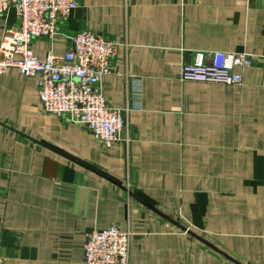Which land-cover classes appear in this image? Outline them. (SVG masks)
<instances>
[{
  "label": "crops",
  "instance_id": "obj_1",
  "mask_svg": "<svg viewBox=\"0 0 264 264\" xmlns=\"http://www.w3.org/2000/svg\"><path fill=\"white\" fill-rule=\"evenodd\" d=\"M82 30L117 43L102 90L132 140L103 145L41 108L38 76L0 73V257L85 264L87 234L118 224L130 264H264V0H79L34 53ZM215 51L251 55L242 85L181 80Z\"/></svg>",
  "mask_w": 264,
  "mask_h": 264
},
{
  "label": "built area",
  "instance_id": "obj_2",
  "mask_svg": "<svg viewBox=\"0 0 264 264\" xmlns=\"http://www.w3.org/2000/svg\"><path fill=\"white\" fill-rule=\"evenodd\" d=\"M79 0H0V16L15 10L16 27H0V73L15 67L28 77L38 76L41 108L88 129L109 147L132 137L129 107L117 108L102 90L103 78L111 72L117 43L103 34L82 30L68 35L63 55L34 53L32 41L63 35L62 25L78 7ZM202 60L184 61L181 80L242 85L243 71L253 64L250 54L215 51ZM131 232L118 224L91 230L84 242L85 264H130ZM0 264H11L0 257Z\"/></svg>",
  "mask_w": 264,
  "mask_h": 264
}]
</instances>
